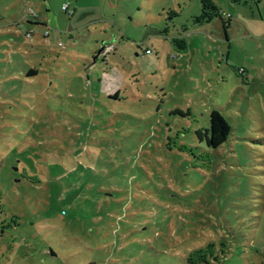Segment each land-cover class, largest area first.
<instances>
[{"label":"rangeland","instance_id":"rangeland-1","mask_svg":"<svg viewBox=\"0 0 264 264\" xmlns=\"http://www.w3.org/2000/svg\"><path fill=\"white\" fill-rule=\"evenodd\" d=\"M215 5L0 0V264H264V0Z\"/></svg>","mask_w":264,"mask_h":264},{"label":"trees","instance_id":"trees-1","mask_svg":"<svg viewBox=\"0 0 264 264\" xmlns=\"http://www.w3.org/2000/svg\"><path fill=\"white\" fill-rule=\"evenodd\" d=\"M242 0H235V2H240ZM201 4V14L196 17L193 21L194 25L202 26L204 24L210 23L215 17H221V12L215 5V0H200ZM64 10V9H63ZM66 13L68 10H64ZM37 20V19H36ZM35 24H41L46 26L45 23L36 22ZM183 31H187V27L183 28ZM28 36L32 37L31 33H28ZM49 36L46 33V37ZM172 46H174L176 52L182 53L187 49V44L182 35H179L177 38H174L171 41ZM39 72L36 69H31L28 72L29 76H37ZM231 126L225 117L217 110H214L210 115V129L209 138L206 140V144L209 148L218 149L224 143L227 142V139L231 133ZM203 142V141H201ZM1 197H0V214H1ZM10 225L6 223V221L0 220V240L4 238L6 232L12 229ZM2 231V233H1ZM50 255L52 257H57L55 251L51 250ZM204 263V262H203ZM88 264H97L96 262H90Z\"/></svg>","mask_w":264,"mask_h":264},{"label":"built area","instance_id":"built-area-1","mask_svg":"<svg viewBox=\"0 0 264 264\" xmlns=\"http://www.w3.org/2000/svg\"><path fill=\"white\" fill-rule=\"evenodd\" d=\"M63 9L64 10H68V7H63ZM71 14H73V13L71 12ZM47 34H48V32H47Z\"/></svg>","mask_w":264,"mask_h":264}]
</instances>
